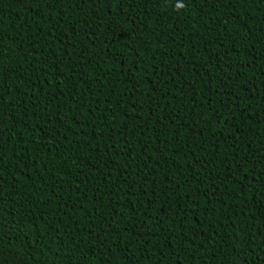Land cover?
Returning <instances> with one entry per match:
<instances>
[{
    "label": "trees",
    "instance_id": "obj_1",
    "mask_svg": "<svg viewBox=\"0 0 264 264\" xmlns=\"http://www.w3.org/2000/svg\"><path fill=\"white\" fill-rule=\"evenodd\" d=\"M0 264H264V0H0Z\"/></svg>",
    "mask_w": 264,
    "mask_h": 264
}]
</instances>
